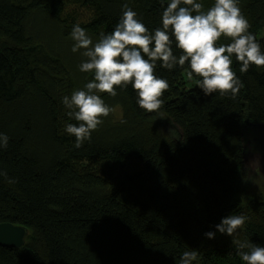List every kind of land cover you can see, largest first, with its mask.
Listing matches in <instances>:
<instances>
[{"label": "trees", "instance_id": "1", "mask_svg": "<svg viewBox=\"0 0 264 264\" xmlns=\"http://www.w3.org/2000/svg\"><path fill=\"white\" fill-rule=\"evenodd\" d=\"M124 3L152 31L170 0H0V133L9 137L0 221L29 229L22 248L0 245V264H180L193 249V264H245L236 242L264 247V195L252 190L256 164H246L253 149L264 158V67L241 73L233 55L243 85L233 98L205 96L188 62L168 70L158 61L155 74L169 83L159 111L141 109L129 85L97 93L120 113L80 148L65 131L79 122L63 97L94 74L72 67L49 37L61 43L78 23L99 40ZM238 6L264 52V0ZM172 49L182 54L175 41ZM229 214L247 216L246 226L206 238Z\"/></svg>", "mask_w": 264, "mask_h": 264}, {"label": "clouds", "instance_id": "2", "mask_svg": "<svg viewBox=\"0 0 264 264\" xmlns=\"http://www.w3.org/2000/svg\"><path fill=\"white\" fill-rule=\"evenodd\" d=\"M238 5L239 0H214L204 11L203 4L197 0H170L162 13V26L150 31L137 18L138 13L124 3L114 30L110 34L101 33L96 43L80 24H75L70 33L74 41L72 51L83 49L82 55L87 58L79 70L94 74V79L83 89L62 99L70 110L68 116L79 122L78 126L72 123L65 126V131L75 137V147L80 148L90 140L92 132L103 124L102 118L114 111L97 93L115 97L117 88L123 90L131 85L141 109L149 113L159 111L169 83L155 74L158 61L168 70L188 62L187 76L202 78L197 85L205 96L219 92L235 98L243 85L233 70V55L241 64V73L248 72L252 65L264 67L261 44L249 32V21ZM222 36L231 42L217 46ZM173 37L175 46L182 51L179 57L173 53ZM8 140L7 135L0 133V148H6ZM0 176L7 177V173L0 171ZM248 219L243 214H229L215 225L216 231L206 232L205 236L214 239L219 232L231 237L246 226ZM236 245L237 254L245 264H264V247L239 242ZM197 260V250L184 251L180 264H193Z\"/></svg>", "mask_w": 264, "mask_h": 264}, {"label": "rangeland", "instance_id": "3", "mask_svg": "<svg viewBox=\"0 0 264 264\" xmlns=\"http://www.w3.org/2000/svg\"><path fill=\"white\" fill-rule=\"evenodd\" d=\"M45 36H51V35H45ZM49 40L51 44L54 45L55 47L57 46L55 45L54 42L58 43V48H61V50H63L65 54H67L68 59H69L67 61L69 62L70 65L72 63L73 65L79 66L83 61L87 59L86 57L82 55L84 51L83 49L81 50L80 53L79 52L77 53L76 57H74V52L72 51L74 41L72 40L71 37L67 38L66 40H63L61 43L58 42L59 39L53 36L49 37ZM92 40H93V43H96L98 41V38L97 37L95 39L92 38ZM58 50L61 51L60 49ZM73 65L71 66L73 67ZM89 74L90 73H88V75ZM93 79H94V75L90 76L89 82L92 81ZM113 113L115 115H118L120 113V110L116 109L113 111ZM249 163L256 164V167L252 169V174L254 177L253 184H252V190L257 194L264 195V158L260 157V154L258 153V149H253L251 151L250 157L247 156L246 164L249 165Z\"/></svg>", "mask_w": 264, "mask_h": 264}, {"label": "water", "instance_id": "4", "mask_svg": "<svg viewBox=\"0 0 264 264\" xmlns=\"http://www.w3.org/2000/svg\"><path fill=\"white\" fill-rule=\"evenodd\" d=\"M29 235V229L22 224L0 221V245L22 248Z\"/></svg>", "mask_w": 264, "mask_h": 264}]
</instances>
